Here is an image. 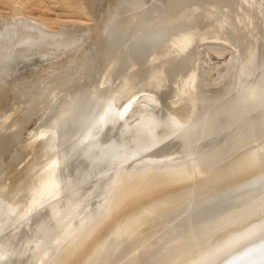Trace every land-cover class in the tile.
I'll list each match as a JSON object with an SVG mask.
<instances>
[{
  "label": "water",
  "instance_id": "water-1",
  "mask_svg": "<svg viewBox=\"0 0 264 264\" xmlns=\"http://www.w3.org/2000/svg\"><path fill=\"white\" fill-rule=\"evenodd\" d=\"M0 264H264V0H108L0 95Z\"/></svg>",
  "mask_w": 264,
  "mask_h": 264
},
{
  "label": "rangeland",
  "instance_id": "rangeland-1",
  "mask_svg": "<svg viewBox=\"0 0 264 264\" xmlns=\"http://www.w3.org/2000/svg\"><path fill=\"white\" fill-rule=\"evenodd\" d=\"M73 1L75 3L70 5L66 0H29V2L27 0H0V88H5L4 85L9 83L6 85L7 89L3 88L0 90V95L11 90L12 87L14 88L16 84L18 86L21 84L20 82L26 81L28 78L40 73L43 70L42 68L47 69L81 49L86 44L85 42H88L87 37L90 35L87 30L89 31L91 27L99 23L97 22L99 19L101 21L103 17L100 16L103 15L104 9L103 7L101 9V6L98 5L96 9V7L91 5L93 1L96 2L95 0H88L91 7L88 5L87 0ZM86 2L87 4L85 5ZM102 2L103 5L106 0ZM87 5L88 7H86ZM92 6L94 7L93 11ZM89 7L91 9H88ZM96 10L101 11L102 15ZM89 11H91L94 17ZM95 13H99L100 15L97 16ZM24 16L27 18L25 19ZM93 18L95 19L93 20ZM77 34H81L82 36H78ZM28 56L29 58L32 57V60L27 61L29 59ZM10 60L13 61L11 62Z\"/></svg>",
  "mask_w": 264,
  "mask_h": 264
},
{
  "label": "bare ground",
  "instance_id": "bare-ground-1",
  "mask_svg": "<svg viewBox=\"0 0 264 264\" xmlns=\"http://www.w3.org/2000/svg\"><path fill=\"white\" fill-rule=\"evenodd\" d=\"M27 1L29 2V0H27ZM87 1H88V0H87ZM95 1H96V2L93 1L92 4H91V2H90V4L93 5L94 7H96L97 5H98V6H101V9H102V7H103V9H104L103 12H104V13H102L101 11L99 12V11H98L99 9L96 10V11L99 12L100 14H101V13L103 14V15L101 14L102 16H100V17H103V18H101V21H100V19L97 21V22H99L100 24L97 23L96 25H94L93 27H91L89 31L87 30L88 34L90 35L89 37H91L90 39H89V37H87V36L85 35L86 32L84 33V35H85V36L87 37V39H88V40H87L88 42H89L92 38H94L99 32H101V31L103 30L104 21H105V16H106V11H107L108 0H106V2H104L103 5H102V3H103L102 1H103V0H102V1H101V0H98V1L95 0ZM66 2L69 3L70 5H73V4L75 3L73 0H66ZM47 4H48V3H47ZM86 4H87V2L85 3V5H86ZM88 5H89V1H88ZM88 5H87L86 7H88ZM21 6H22V5H21ZM89 6H90V5H89ZM93 6H92V11L94 10V9H93V8H94ZM90 7H91V6H90ZM90 7H89L88 9H91ZM96 9H97V7H96ZM89 12H90V14H91V11H89ZM99 13H97V14L95 13V14L98 16V15H100ZM87 15H89V14H87ZM91 15L93 16V14H91ZM97 16H96V17H97ZM24 17H25V16H24ZM93 17H94V16H93ZM21 18H22V17H21ZM26 18H27V17H25V19H26ZM91 18H92V17H91ZM98 18H99V17H98ZM32 19H33V18H32ZM94 19H95V18H93V20H94ZM22 20H23V18H22ZM35 20H36V19H35ZM33 22H34V21H33ZM38 22H39V21H38ZM95 23H96V22H95ZM24 24H25V23H24ZM27 25H28V24H27ZM36 25H37V24H36ZM45 25H46V24H45ZM34 26H35V25H34ZM31 27H32V26H31ZM46 27H47V26H46ZM32 28H34V27H32ZM39 28H40V27H39ZM42 28H43V27H42ZM42 28H41V29H42ZM78 28H79V27H78ZM35 29H36V28H35ZM88 29H89V28H88ZM31 30H33V29H31ZM36 30H37V29H36ZM43 30H44V28H43ZM43 30H42V31H43ZM80 30H81V29H80ZM83 31H85V30H83ZM43 32H44V31H43ZM72 33H73V32H72ZM76 33H77V32H76ZM76 33H75V34H76ZM79 33H82V32H79ZM11 34H12V33H11ZM32 34H33V33H32ZM32 34H31V35H32ZM40 34H41V33H40ZM48 34H49V33H48ZM86 34H87V33H86ZM5 35H6V34H5ZM50 35H51V34H50ZM72 35H73V34H72ZM77 35L80 36L81 34H80V35L77 34ZM77 35H74V36H77ZM51 36H52V35H51ZM74 36H73V37H74ZM81 36H82V35H81ZM1 39H2V38H1ZM20 39H22V38H20ZM84 39H85V37H84ZM35 40H36V39H35ZM62 40H63V39H62ZM29 41H30V40H29ZM36 41H37V40H36ZM63 41H64V40H63ZM65 41H66V40H65ZM84 42H85V41H84ZM88 42H85V43L87 44ZM32 43H33V42H32ZM70 43H71V42H70ZM70 43H68V44H70ZM85 43H83V44H85ZM29 44H30V43H29ZM36 44H38V43H36ZM26 45H27V44H26ZM27 46H28V45H27ZM67 46H68V45H67ZM81 46H82V45H81ZM25 47H26V46H25ZM34 47H35V46H34ZM31 48H32V47H31ZM65 48H68V47H65ZM74 48H75V47H74ZM23 49H24V48H23ZM33 49H34V48H33ZM78 49H79V48H78ZM27 51H28V50H27ZM70 52H72V51H70ZM16 53H17V52H16ZM29 53H30V52H29ZM24 54H25V53H24ZM39 54H40V53H39ZM43 54H44V53H43ZM37 55H38V54H37ZM46 56H47V55H46ZM52 56H53V55H52ZM30 57H31V56H30ZM33 57H34V56H33ZM41 57H42V56H41ZM44 57H45V56H44ZM20 58H21V57H20ZM20 58H19V59H20ZM28 58H29V56H28ZM42 58H43V57H42ZM45 58H48V57H45ZM24 59H25V58H24ZM30 59L32 60V57L29 58V59H27V61H30ZM25 60H26V59H25ZM25 60H23V61H25ZM33 60H34V59H33ZM40 60H41V59H40ZM10 61H11V60H10ZM12 61H13V60H12ZM12 61H11V62H12ZM46 62H47V61H46ZM52 62H53V61H52ZM21 63H22V62H21ZM24 63H26V62H24ZM24 63H23V64H24ZM30 63H31V62H30ZM13 65H14V64H13ZM20 65H21V64H20ZM24 65H25V64H24ZM26 65H27V63H26ZM26 65H25V66H26ZM51 65H52V64H51ZM29 66H30V65H29ZM10 67H11V66H10ZM14 67H15V66H14ZM19 67H20V66H19ZM4 69H5V68H4ZM9 69H10V68H9ZM39 69H40V68H39ZM42 69L45 70L44 68H42ZM43 70H42V71H43ZM5 71H6V70H5ZM5 74H6V73H5ZM15 74H16V73H15ZM3 78H4V77H3ZM22 78H23V77H22ZM6 79H7V78H6ZM18 79H19V78H18ZM28 79H29V78H28ZM14 80H15V79H14ZM20 80H21V79H20ZM23 80H24V78H23ZM18 81H19V80H18ZM2 82H3V81H2ZM9 82H10V81H9ZM15 82H17V81H15ZM15 82H14V83H15ZM22 82H24V81H22ZM22 82H20V83H22ZM7 84H9V83H7ZM7 84H6V85H7ZM3 85H4V84H3ZM6 85H4L5 88H6ZM10 85H13V84H10ZM10 85H9V86H10ZM16 86H17V84L15 85V87H16ZM7 87H8V86H7ZM11 87H12V86H11ZM11 87H10V89H11ZM3 88H4V87L0 88V90L3 89ZM5 88H4V89H5ZM12 88H13V87H12ZM6 89H7V88H6ZM2 92H3V91H2ZM2 92H1V93H2ZM5 93H6V92H5ZM2 94H4V93H2ZM2 94H1V95H2Z\"/></svg>",
  "mask_w": 264,
  "mask_h": 264
}]
</instances>
